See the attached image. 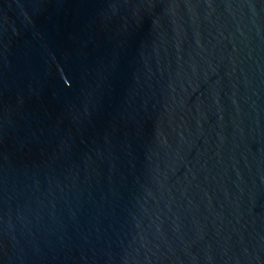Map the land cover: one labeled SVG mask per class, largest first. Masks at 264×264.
<instances>
[{
    "label": "water",
    "instance_id": "95a60500",
    "mask_svg": "<svg viewBox=\"0 0 264 264\" xmlns=\"http://www.w3.org/2000/svg\"><path fill=\"white\" fill-rule=\"evenodd\" d=\"M0 264H264V0H0Z\"/></svg>",
    "mask_w": 264,
    "mask_h": 264
}]
</instances>
